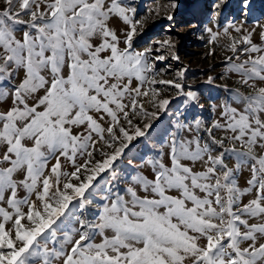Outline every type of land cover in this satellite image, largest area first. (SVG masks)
I'll return each instance as SVG.
<instances>
[{
	"label": "snow or ice",
	"instance_id": "1",
	"mask_svg": "<svg viewBox=\"0 0 264 264\" xmlns=\"http://www.w3.org/2000/svg\"><path fill=\"white\" fill-rule=\"evenodd\" d=\"M222 5L227 6L226 0L213 5L217 9L213 20ZM238 10L251 15V0H239ZM136 12L131 0H0V103L9 97L12 101L0 111V264H224L225 259L227 264H264V224L257 223L264 217V23L232 25L237 37L224 29L230 38L225 50L232 53L226 57L225 74H237L238 87H225L229 97L219 109L212 105L218 118L210 125L195 117L190 122L177 112L175 123L160 142L161 149H168L170 165L163 162L162 150L152 159L141 157L138 166L129 163L131 171L123 180L151 192V196L137 197L132 188L120 187L114 162L130 151L133 141L148 137L156 113L168 109L172 98L153 86H171L183 97L185 110L199 105V96L186 90L184 70H178L173 80L156 79L159 70L153 61L179 60L176 44L169 37L136 50ZM110 16L130 26L123 29L124 39L118 40L115 31L108 28L110 35L102 36L99 44L93 42L95 29L100 22L107 27ZM165 18L171 21L174 17L169 14ZM257 28L262 44L252 39ZM205 30L210 42L218 41L219 33L212 28ZM111 45H115L116 55ZM45 71L48 76H44ZM133 79L138 82L135 88ZM207 83H214V78L208 77ZM144 85L148 88L142 91ZM30 96L35 97L31 103ZM126 98L130 103L124 102ZM50 100L55 107L49 120H43L40 112L48 109ZM92 110L110 119L104 126L96 120L95 127H87L89 120L76 118L77 113ZM137 114H142L143 123L132 119ZM26 140L32 141L30 147ZM44 147L52 153L59 151L57 164L61 157L70 162L72 170L64 173L63 183L52 171L56 165L48 176L43 175L51 159L42 152ZM201 152L208 155L200 173L180 166V161ZM212 152L217 156H211ZM233 158L234 170L227 166ZM145 163L152 169L150 181L139 175ZM242 165H247L250 173L243 189L237 185ZM20 169H24L23 174L16 180ZM101 173H111V183L106 182L91 219L84 223L76 216L68 217L70 205L81 213L88 212L95 201L89 200L86 192ZM221 174L222 184L218 179ZM211 178H217L214 184L201 186V181ZM81 183L87 185L82 189L84 196L70 197L58 205L63 192L71 193V186L79 188ZM170 192L179 195L169 199ZM196 192L201 195L192 198ZM245 196L246 203L242 200ZM178 201L182 206H177ZM45 205L56 209L55 213L49 215ZM210 208L221 210L219 220L225 215L230 218L222 238L213 239L209 246L205 235L204 246L197 244L189 252L191 232L207 233L216 226L213 222L217 217ZM32 213L47 222L38 226ZM193 216L212 222L197 226ZM108 217L113 220L108 221ZM107 232L112 236H106ZM228 247L232 251L225 258ZM93 249L99 256L90 255ZM109 249L117 254L115 261L103 259Z\"/></svg>",
	"mask_w": 264,
	"mask_h": 264
},
{
	"label": "rangeland",
	"instance_id": "2",
	"mask_svg": "<svg viewBox=\"0 0 264 264\" xmlns=\"http://www.w3.org/2000/svg\"><path fill=\"white\" fill-rule=\"evenodd\" d=\"M131 2L134 3V6L137 9L134 20L139 21V23L136 25L139 35L134 36L133 39V47L136 50H142L149 43H153L156 40H164L169 37H171L176 44L175 53L179 56V60L168 58L165 61H153L156 68L159 70V75L156 77V79L173 80L176 79L178 70H184V84L187 86L186 90L190 89L196 91L199 96V105L189 106L187 110H185V106L182 104L183 97L177 96L176 91L171 89V86H153L158 91H162L164 95L172 98L168 109L156 113V117L152 121L153 127L149 129L148 137L138 138L136 141H133V146H131L130 151H128L127 154L118 162H114L116 163V168L119 171L121 177L120 187H130L135 191L137 197H142L145 195L151 196V192L145 193L143 191L142 185L128 184L123 180V177L131 171L128 166L129 163L132 162L133 166H138L141 157L152 159L156 152L162 150L164 153L163 162L170 165V160L167 156L168 149L167 147L161 149L160 142L164 138V133L175 123L177 112L183 114L190 122L195 117L196 119L204 121L208 125H210L213 120L218 118V111L214 113L212 111V105L215 104L219 109L221 103L227 100L229 97V93L225 90V87L229 89L237 88L238 85L236 84V81L239 79L238 75L235 73L225 74L226 57L231 56L232 53L225 50L230 42V38L229 36L224 35V29L228 28L231 36L237 37L238 34L232 29V25L240 24L244 21H247L245 27H252L257 21L259 23H264V0H251V15L249 16H245L239 12V0H226L227 6H221L219 9V15L215 18V20H213L212 17L217 9H215L213 5L219 3V0H131ZM172 4L176 5L174 9L172 8ZM169 14L173 15L174 17L171 21L165 18ZM106 26L107 27H105L103 23L100 22L99 27L95 29L96 35L93 38V42L99 44L102 42L100 39L102 36L110 35L108 28L113 29L117 35V39L122 41L124 39L123 29L130 27L129 25H124L122 21H119L111 16L109 17V23ZM207 28H212L213 31L219 33L218 41L210 42V35L205 30ZM252 39L254 43L262 44L261 38L259 36V28H257V31L253 35ZM108 46L109 44L106 41L105 47ZM118 46L123 47V44ZM111 47L113 49V55H116L115 45H111ZM240 47L244 46L241 45ZM117 60H119V56H117ZM65 73H67V68L65 69ZM48 75L49 73L45 71L44 76ZM208 77H213L214 83H207ZM117 83H120V81H117ZM137 84L138 82L133 79L132 87H137ZM147 88L148 85H144L142 91L146 90ZM242 90L245 92L248 91L247 88H243ZM42 94L43 93L41 92L37 93L36 95L38 96ZM34 99L35 97H28L30 103L33 102ZM139 99L141 101L144 100L143 97H140ZM124 102L130 103V100L126 98ZM11 103L12 101L10 97L3 103H0V111L7 109ZM145 106L150 108L151 111H156L155 108H151L150 104H146ZM233 106L237 105L233 104ZM53 107H55V104L50 100L48 109L41 110L40 118L43 120H49V115ZM76 118L82 121L89 120L90 123L87 125V127H95L96 120L98 123H101V125L104 126L110 119L103 112L97 113L95 110L85 113L84 115L77 113ZM132 119L134 121L139 120L141 123H143L142 114H137L136 116H133ZM49 125H51V121H49ZM21 126L23 127L22 121ZM82 127L83 126H81V128ZM45 131L47 132L48 129H45ZM215 135L220 136L223 135V133L216 132ZM205 139H207V137H205ZM25 145L30 147L32 145V141L26 140ZM17 146L18 145H13V147ZM105 150L111 151L110 149ZM42 152L44 155L51 156V159L48 161L43 175L48 176L50 174L49 170L52 169L53 165H56V168L52 169V171L60 175V182L63 183L64 173L66 171L72 170L70 162L61 157L60 164H57L56 156L59 155V151L52 153L47 147H44ZM207 155V152H201L195 157L183 159L179 162V164L181 167L185 168V170L190 169L193 173H200L201 170H204L203 160ZM211 156L216 157L217 153L212 152ZM77 159L79 160V157H77ZM227 166L234 170V158L227 161ZM23 171L24 169H20L17 172L15 177L16 180L20 179ZM139 175L145 177V179L148 181L153 179L152 169L147 163L139 168ZM248 178H250V173L248 172L247 165H242L240 172L237 174V185L241 189L247 187L246 181ZM216 179L217 178H211L207 182L201 181V186L205 183L214 184ZM218 179L222 184L223 175L221 174ZM106 182L111 183V173L108 175L101 173L100 176L96 178V182H94V187L91 189V191L86 192L89 200L95 201L88 209V212L81 213L75 205L73 208L72 205H70L68 217L76 216L79 220L87 223L88 220L91 219L92 215L94 214V210L98 206L102 190L108 186V183ZM181 182H183V177H181ZM71 188V193L65 191L61 194V199L58 201V205L63 204L64 201L70 197L84 196L85 192L82 191V189H86L87 185L81 183L79 188L75 185H72ZM36 190L39 191L38 186ZM187 192L190 195L193 193L191 185L188 186ZM46 194L47 193L45 192V195ZM19 195H24L23 189L19 190ZM178 195L179 193L177 192H170L168 193V198L173 199ZM200 195L201 193L196 192L192 198H197ZM125 199H128V197L125 196ZM247 199V196L242 198L244 203L247 202ZM73 204H75V202H73ZM177 206H182V202L178 201ZM189 207H191V205ZM45 211H48L49 215H52L55 213L56 209L49 210L48 206L45 205ZM159 211L163 213L165 210L160 209ZM223 211L226 212L227 208H225ZM209 212L217 217V220L213 222L216 226L207 233L191 232L188 236V238L192 241V243L189 245V252H191L197 244L204 246L205 235L208 237L209 246H211L213 239L218 241L222 238V230L226 226L225 222L230 218L225 215L224 220H219L218 218L221 215L220 209L210 208ZM31 215H33V217L38 220V226L47 222L43 218L36 217L35 213H32ZM249 219L250 222H253L252 218ZM112 220L113 217H108V221ZM192 221L197 226L206 225L212 222L207 217L203 220H200L194 216L192 217ZM176 223H178V221ZM257 223L264 224V217H259ZM104 234L108 237L112 236L111 232ZM75 238L78 239L79 237L76 236ZM2 239L3 237L0 236V240ZM95 240L96 243L99 244L100 236H97ZM131 243L132 242L129 241V244ZM185 243L187 244V240ZM243 246L244 242L241 241L240 247ZM139 247L140 245H135V248L138 249ZM230 251H232L230 247L224 249L225 258ZM90 255L99 256V253L93 249ZM116 258L117 254L113 253L110 249L108 253L103 256L104 260L115 261ZM185 264H191V261H186ZM224 264H227L226 259Z\"/></svg>",
	"mask_w": 264,
	"mask_h": 264
}]
</instances>
